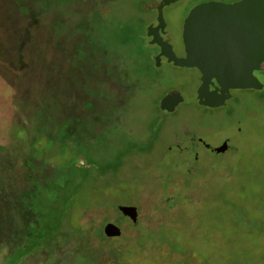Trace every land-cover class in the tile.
<instances>
[{
	"label": "rangeland",
	"instance_id": "1",
	"mask_svg": "<svg viewBox=\"0 0 264 264\" xmlns=\"http://www.w3.org/2000/svg\"><path fill=\"white\" fill-rule=\"evenodd\" d=\"M198 1L0 0V264L53 230L50 185L82 163L100 178L65 213L71 227L19 264H264V70L261 90L200 103L198 71L174 60ZM169 92L178 102L161 107ZM107 223L122 234L99 243Z\"/></svg>",
	"mask_w": 264,
	"mask_h": 264
},
{
	"label": "water",
	"instance_id": "2",
	"mask_svg": "<svg viewBox=\"0 0 264 264\" xmlns=\"http://www.w3.org/2000/svg\"><path fill=\"white\" fill-rule=\"evenodd\" d=\"M182 43L185 56L174 60L182 67L199 71L196 94L201 104L221 107L230 97L229 90L263 88L254 72L264 70V0L208 2L193 7L183 23ZM161 47L173 58L169 48ZM212 80L217 87L210 91ZM178 100V92H169L160 106ZM227 149L225 141L215 152L224 153ZM117 211L132 224L137 223L135 206L119 205ZM102 232L106 238H119L122 234L114 223L105 224Z\"/></svg>",
	"mask_w": 264,
	"mask_h": 264
},
{
	"label": "trees",
	"instance_id": "3",
	"mask_svg": "<svg viewBox=\"0 0 264 264\" xmlns=\"http://www.w3.org/2000/svg\"><path fill=\"white\" fill-rule=\"evenodd\" d=\"M13 4L15 5L14 2H13ZM118 56L121 57V50L119 51ZM133 58H131V60ZM120 62L122 64H124L122 62V60H120ZM132 64L133 63L131 61L130 62L127 61L125 66L127 65V69L129 68V70H130L131 68H133ZM138 75L135 78L136 81L140 80V77ZM125 77L126 76L124 75L123 78L125 79ZM36 161L39 162V159H37V158L34 159V161L32 162V166H31L32 168L34 166V171L38 170V166L35 164ZM39 171H41V170H39ZM67 171H68V173L69 172L71 173L70 177H68L67 181H64V179L60 178L58 184L53 181L50 185L52 191L59 194V196L57 195L53 199V201H52L53 206L51 207L52 210H53V208H57L59 210L58 219L56 220V224H53L51 226L52 227L51 229H53L52 230L53 233L57 236H61V235L63 236V234H62V233H64L63 231L65 229H67L68 227H71L68 225L69 220L67 218H65L63 220V217H64L65 213H69V214L72 213L71 208L76 203L77 193H79L85 187V185L88 182H92V181L96 182L100 178L98 171H97V173H94L93 168L86 166L85 163H82L80 165L77 164L75 166L74 165L71 166V164H70L69 169H67ZM36 178H37V176L33 179L32 183L31 182H29V183L31 185H36V184L39 185V183H37V181H36ZM94 179H97V180L94 181ZM137 225L138 224H135V225H133V227L138 228ZM45 230L46 231H44V232L41 230L38 233L34 234L33 238L30 239L27 244L24 243L25 240L23 238L22 239L20 238L22 240L20 246H21V248H23L21 253H19L18 255H15V256L14 255L7 256L2 264H19L20 260L29 254L31 248L35 244H37V245L41 244L42 240L44 241L43 238L48 236V235H46L48 232H50L48 234H51L52 231L50 230V224L46 223ZM92 233L95 235V238L99 241V243L106 242V238L104 237V235L100 229H97L96 231H94L92 229ZM124 256H125L124 254H121L120 256H118V258H119L118 261H121L124 258ZM19 258H20V260H19Z\"/></svg>",
	"mask_w": 264,
	"mask_h": 264
},
{
	"label": "flooded vegetation",
	"instance_id": "4",
	"mask_svg": "<svg viewBox=\"0 0 264 264\" xmlns=\"http://www.w3.org/2000/svg\"><path fill=\"white\" fill-rule=\"evenodd\" d=\"M238 1H241V0H200V1H198L197 3H195V4H193L192 6H190V8H188V10H187V12H186V15H185V18L187 17V15L189 14V12H190V10L193 8V7H195V6H197V5H199V4H204V3H208V2H221V3H225V4H231V3H235V2H238ZM185 18H184V20H185ZM184 23V22H183ZM159 32H161V29H160V31ZM181 39H182V36H181ZM155 47H156V49H157V55H158V53H160V48L159 47H157L156 45H154ZM182 48H183V55L182 56H177V57H184L185 56V52H184V47H183V43H182ZM152 56V55H151ZM152 58H153V60H155L154 58H155V56H154V53H153V56H152ZM162 60H164L163 58H161ZM193 69H195V68H193ZM197 70V69H196ZM198 71V70H197ZM198 73H199V71H198ZM255 75V74H254ZM256 77V76H255ZM257 78V77H256ZM260 82V81H259ZM199 85H200V73H199V82H198V87H199ZM217 87V83L215 82V80H212V84L209 86V90L210 91H213L215 88ZM196 91H197V88H196ZM237 91H239V90H237V89H234V90H229V95H230V97L225 101V103H224V105H226L227 104V102L228 101H231V102H233V103H235V102H237L238 101V99L236 98V96H235V93L237 92ZM195 95H196V97H197V94L195 93ZM223 105V106H224ZM222 107V106H221ZM176 112V110H174L173 112H171L170 114H174ZM183 133H185V134H189V131H188V129H183ZM188 139H191V141L192 142H199L200 144H201V146L203 147V148H205L207 151H211V152H215V148H217V147H215V148H212L210 145H208V144H205V143H203L201 140H198V139H194V138H192V137H190V138H188ZM224 141H227V139L226 140H223V142ZM219 147V146H218ZM230 149V147L228 146V149L225 151V152H227L228 150ZM216 153V152H215ZM217 154H221V153H217ZM193 158L195 159V160H198V158H199V153H197V152H195V153H193ZM125 218V217H124ZM128 219V218H127ZM129 220V219H128ZM137 224V223H136ZM133 225H135V224H133Z\"/></svg>",
	"mask_w": 264,
	"mask_h": 264
}]
</instances>
